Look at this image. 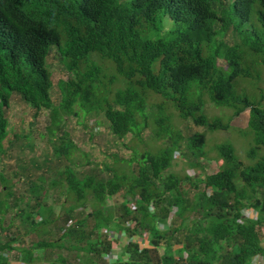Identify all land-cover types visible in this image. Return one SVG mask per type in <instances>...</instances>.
I'll return each mask as SVG.
<instances>
[{
  "label": "trees",
  "instance_id": "trees-1",
  "mask_svg": "<svg viewBox=\"0 0 264 264\" xmlns=\"http://www.w3.org/2000/svg\"><path fill=\"white\" fill-rule=\"evenodd\" d=\"M55 48L69 74L58 84L62 97L58 105L51 97L53 83L47 68ZM262 72L264 0H0L1 156L13 144L8 139L7 116L13 94L35 110V119L43 110L50 112L53 135L62 130L64 116L76 115L79 120L102 115L117 139L131 134L133 141L143 144L142 133L150 129L151 142H162L154 150L148 142L141 152L129 146L130 160L124 167L112 168L113 174L105 181L89 177L79 182L68 169L65 194L74 204H63L60 216L68 222L74 210L86 202L91 203V212L74 219L55 241L17 249L10 240L0 244V252L20 250L23 263L34 260L33 249L107 255L112 247L108 236L99 243L90 238L102 228L106 232L124 230L113 209L106 206L108 197L122 191L125 197L140 201L134 211L122 206L126 219L135 218L137 223L131 235L143 229L151 247L139 249L128 242L123 249L128 260L117 264H179L165 252L162 257L157 254L161 241L170 250L173 240L187 255L181 264H264L258 233L264 222V199L257 196L264 190L261 91L258 100L250 98V94H259ZM206 103L230 111L233 117L248 109L246 130L240 132L247 143L241 160L230 143L215 146L222 163L202 180L197 211L202 218L198 223L189 220L194 209L181 187L184 182L194 186L192 178L161 175L173 166L182 138L175 119L190 120L206 132L228 128L229 117L226 121L207 117L202 110ZM205 143V134L195 133L186 148L199 158L205 155ZM71 150L76 146L68 141L60 152L69 158ZM159 183L162 190H158ZM4 189L9 196V187L4 185ZM41 189L33 191L35 197L39 198ZM172 193L175 202L167 196ZM171 204L178 223L159 231L155 222L168 217ZM7 210L6 202L0 201V213ZM244 210L255 211L256 218L244 217ZM52 211V207L38 206L29 233L39 236L50 224ZM135 212L137 218L132 215ZM88 218L93 219V226L85 232ZM181 231L184 236L179 242L175 236ZM67 239L76 243L68 245ZM256 257L263 262H254ZM86 263L100 264L90 257Z\"/></svg>",
  "mask_w": 264,
  "mask_h": 264
},
{
  "label": "rangeland",
  "instance_id": "rangeland-1",
  "mask_svg": "<svg viewBox=\"0 0 264 264\" xmlns=\"http://www.w3.org/2000/svg\"><path fill=\"white\" fill-rule=\"evenodd\" d=\"M228 37H226L227 39ZM219 37H215V40ZM219 65L223 62L218 60ZM47 68L51 74L53 87L51 89V97L54 105L61 102V92L59 90V82L67 80L69 74L65 66L61 63L58 52L55 49L51 52L47 60ZM262 79L258 81L259 94L256 96L250 94V98L258 100L260 91L262 100L259 102L260 107L264 110V72ZM256 97L258 99H256ZM203 112L208 118H220L223 121L228 119V128L214 132H206L203 127H197L190 120L181 121L175 119V124L181 131L182 138L180 139L175 153L173 166L162 173V178H165L169 173H176L179 176L187 175L192 178L194 186L188 182H184L181 186L186 191L185 198L193 207V213L189 215L190 221H198L201 215L199 210L198 198L203 189L202 180L206 175L215 173L222 161L217 157L215 146L220 143L228 142L235 150L236 156L243 159L247 139L240 136V132L246 130L248 109H245L237 116H231L230 111L213 107L210 103H206L202 107ZM35 110L25 103L18 94H13L10 107L7 112L9 119V138L12 140V146L5 142V147L8 149L4 156L0 155V201L6 202L8 210L0 213V244H4L13 240L11 246L17 249L29 248L32 243L45 241L52 242L57 240L64 232V228L68 227L74 219H81L92 210L90 202H86L81 208H77L70 215L72 219L66 222L64 216H60L63 204L65 207H70L74 203L67 199L66 192V171L70 169L71 174L79 181L85 182L87 178L92 177L95 182L105 181L113 174L112 168L124 167V162L130 160L132 149L129 146L135 147L139 152L146 149V143L151 149H156L161 145L160 141L151 142L150 129H146L142 133L143 144H138L133 141L132 135L128 134L123 139L114 137L102 115H91L83 119H79L76 115L64 116L61 131H55L52 134L50 112L43 110L38 118H34ZM176 117V115L174 116ZM79 121V122H78ZM204 133L206 143L204 148V156L195 157L187 148L186 144L190 136L195 133ZM15 135L18 137L15 139ZM72 142L76 146V150H71L69 158L65 157L60 149L66 142ZM239 158V159H240ZM241 160V159H240ZM121 161L122 164H116ZM244 162H247L243 160ZM198 163V167H191L190 164ZM134 171L137 168L136 163L132 164ZM4 185L9 187V196H5ZM158 190L163 189V184L159 183ZM42 188V189H41ZM41 189L39 198L35 197L33 191ZM171 201L175 202L174 193L168 194ZM258 199H264V190L258 193ZM90 196H88L89 199ZM140 203L138 198L131 199L125 197L122 191L108 197L106 206L113 209L116 222L124 226V230L115 232H106L103 228L92 232L91 241H103L105 236L114 241L111 253L97 257L94 254L85 255L78 253L74 249H33L32 261L25 263L21 262L20 250L2 251L0 252V264H87L86 258L90 257L100 264H117L128 260V255L123 252L132 238V231L136 232L137 223L135 218L126 219L124 215L123 205H127L131 211ZM38 206L52 207L53 211L50 215V224L44 227L43 232L38 236L36 233H29L32 226L31 223L36 221V208ZM2 207V205H1ZM169 209L168 217H170V225L178 220L173 214L176 208L171 204L167 206ZM153 210V207H151ZM133 217H138L137 212L132 214ZM129 220V221H128ZM93 226V219L88 218L83 229L85 232H90ZM190 227L191 225H186ZM186 227V228H187ZM134 232V233H135ZM143 229L138 230L142 244L145 249H149L147 245V233ZM107 233V235H106ZM258 233L261 242L264 243V222ZM134 235V234H133ZM135 236V235H134ZM184 232H180L175 237L179 242H182ZM130 237V238H129ZM135 239V237H134ZM143 239V240H142ZM147 240V241H146ZM66 243L71 245L76 243L74 240L67 239ZM89 244L88 242H86ZM132 243V242H131ZM171 245L177 247L179 244L173 240ZM143 248V249H144ZM158 251V252H157ZM159 257L168 254L174 258L172 249L165 247V241H161L157 250ZM176 256H180V252H176ZM180 253V254H179ZM62 258L64 261H60ZM175 259V258H174ZM121 260V261H120Z\"/></svg>",
  "mask_w": 264,
  "mask_h": 264
},
{
  "label": "built area",
  "instance_id": "built-area-1",
  "mask_svg": "<svg viewBox=\"0 0 264 264\" xmlns=\"http://www.w3.org/2000/svg\"><path fill=\"white\" fill-rule=\"evenodd\" d=\"M242 214H243V216H249L250 218H255L256 217V212L255 211H252V210H244L243 212H242ZM171 218L170 217H167L166 219H161V218H158L157 220H156V222H155V226H156V228L159 230V231H163V230H165L166 229V227H168L169 225H170V220ZM135 235V236H134ZM134 235H132V239L133 240H130L132 243H135V244H137L138 245V247H139V249H143L144 248V244H142V241H141V238H140V236H142L141 234H134ZM134 237H135V239H134ZM143 240V239H142ZM113 242L114 241H112V244H113ZM114 245V247H116V245L115 244H113ZM147 245H148V247L150 248L151 246H150V243H148L147 242ZM114 252H116L115 250H111V256L112 255H114V254H117V255H119V253H114ZM255 260L257 259V257L256 258H254Z\"/></svg>",
  "mask_w": 264,
  "mask_h": 264
},
{
  "label": "crops",
  "instance_id": "crops-1",
  "mask_svg": "<svg viewBox=\"0 0 264 264\" xmlns=\"http://www.w3.org/2000/svg\"><path fill=\"white\" fill-rule=\"evenodd\" d=\"M245 217V216H244ZM261 223H262V221H261ZM261 226H262V224H260ZM260 226V227H261ZM259 227V228H260ZM146 233V232H145ZM147 238H148V234H147ZM147 241V240H146ZM148 242V241H147ZM262 243V245L264 246V243L263 242H261ZM170 249H172V252L174 253V258H175V260L179 263V264H181V262H182V260L183 259H185V257L187 256L186 255V253L185 252H183V253H181L182 251H181V246L180 245H178L177 247H174L173 245H171V247H170ZM176 252H180L179 254H180V256H176L175 254H177ZM261 262H263V260L261 259V258H259V260H258V263H261ZM160 264V263H159Z\"/></svg>",
  "mask_w": 264,
  "mask_h": 264
},
{
  "label": "clouds",
  "instance_id": "clouds-1",
  "mask_svg": "<svg viewBox=\"0 0 264 264\" xmlns=\"http://www.w3.org/2000/svg\"><path fill=\"white\" fill-rule=\"evenodd\" d=\"M255 218H256V217H255ZM126 255H127V254H126ZM258 260H259V258L257 257L256 260L254 259V262L258 263Z\"/></svg>",
  "mask_w": 264,
  "mask_h": 264
}]
</instances>
